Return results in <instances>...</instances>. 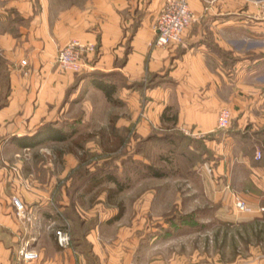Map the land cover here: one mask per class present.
<instances>
[{
  "label": "crops",
  "instance_id": "obj_1",
  "mask_svg": "<svg viewBox=\"0 0 264 264\" xmlns=\"http://www.w3.org/2000/svg\"><path fill=\"white\" fill-rule=\"evenodd\" d=\"M18 1H11L13 9L28 18V5ZM164 2L85 0L52 11L45 0L28 29L0 36V54L8 61L7 92L0 98V264H264L261 242L249 244L245 255L236 250L220 256L218 248L207 253L206 243L191 233L160 242L158 229L144 227L140 216L126 225L122 212L104 210L105 195L97 205L82 207L104 183L78 196L64 171L52 172L45 163L48 142L26 145V137L68 113L62 102L72 78L53 65L57 51L71 40L96 48L81 74L118 72L126 85L116 99L129 108L143 135L169 123L170 113L162 116L168 108L176 114V130L204 138L216 150L230 138L224 137L228 129H217L221 109L230 110V129L236 132L264 123V19L258 7L264 0H190L196 21L183 44L156 48L150 46L153 26ZM148 77L152 85L143 87ZM92 93L107 101L90 83L75 105ZM13 197L24 206L22 218L15 215ZM57 228L68 229L69 248L56 244ZM25 245L37 260L20 261L18 251Z\"/></svg>",
  "mask_w": 264,
  "mask_h": 264
},
{
  "label": "rangeland",
  "instance_id": "obj_2",
  "mask_svg": "<svg viewBox=\"0 0 264 264\" xmlns=\"http://www.w3.org/2000/svg\"><path fill=\"white\" fill-rule=\"evenodd\" d=\"M11 1L20 3L18 0H0V36L16 35L22 29H28L45 2H21L28 5V18H23L13 9ZM47 2L53 11L54 6H81L85 0ZM7 63L0 54V98L7 92ZM53 70L63 77L71 75L62 102L64 107L68 106V113H64V120L45 125L61 128L71 136L64 142L44 145L47 154L43 159L48 168L57 173L63 170V179L69 180L70 184L76 180L79 184V175L102 168L128 184L126 190L109 199L114 195L109 188L114 185L104 183L82 207L97 205V198L105 195L104 210L116 214L122 212V221L126 225L138 222L140 216L144 227L158 229L160 242L191 233L192 237H201V242L206 243L207 253L214 254L218 248L220 256L229 257L237 251L245 255L249 244L264 243V123L247 124L234 136L232 132L236 131L230 129V125L224 133L225 138H230H224L226 141L218 145L217 150L202 138L199 140L203 143L194 142L191 149L185 147L187 141H184L173 154L165 140L173 130L171 123L150 128L143 135L138 131L133 114H129V108H124L116 99L119 89L126 85L118 72H94L103 74L115 84L114 103L105 101L99 93H92L75 105L84 96L86 85L91 83L89 74L63 71L55 64ZM260 132L262 135H255ZM182 152L189 159H183ZM150 166L163 176H150L146 172V167ZM81 189L77 191L78 196L87 188ZM234 196L245 202V212L235 211ZM251 211L259 212L261 216L253 218L249 215Z\"/></svg>",
  "mask_w": 264,
  "mask_h": 264
},
{
  "label": "built area",
  "instance_id": "obj_3",
  "mask_svg": "<svg viewBox=\"0 0 264 264\" xmlns=\"http://www.w3.org/2000/svg\"><path fill=\"white\" fill-rule=\"evenodd\" d=\"M189 2L190 0H165L153 26L154 37L150 44L152 47L167 48L183 44L184 33L196 21V16L191 11ZM258 7L264 19V2H259ZM94 51V44L71 40L57 51L55 64L60 70L80 73L86 69L85 58L94 53ZM21 64L24 65L25 62H21ZM231 120L230 110L221 109L217 118V129H228L231 125ZM257 157H260L259 154ZM11 202L15 209L16 217H24V206L21 201L13 197ZM233 206L237 212H245L247 210L245 202L237 196L233 197ZM54 236L56 244L60 248L66 249L71 246V236L67 228H57L54 231ZM18 257L20 261L28 263L37 260L38 254L25 245L18 251Z\"/></svg>",
  "mask_w": 264,
  "mask_h": 264
},
{
  "label": "trees",
  "instance_id": "obj_4",
  "mask_svg": "<svg viewBox=\"0 0 264 264\" xmlns=\"http://www.w3.org/2000/svg\"><path fill=\"white\" fill-rule=\"evenodd\" d=\"M88 77H90L91 84L104 95V97L106 98L108 102H111V103L115 102L114 94L116 92V86L115 84H113V82H110L109 80H107V78L103 74H100V73H92V74H89ZM150 78L151 77L147 78V82L145 83V85L143 84L144 85L143 87H150L152 85L150 82ZM3 105L4 104H0V107H2ZM169 113L171 117L167 120H169V123L172 124L173 130L172 132L166 135L165 140H167V143L170 145V148H172L173 154L177 152V150L179 151L178 148L180 144L183 145L184 141H187L185 145L187 149H191L194 142L195 143L199 142V144L203 143L199 139L186 136L183 133L176 130L174 128V126L176 125V121H177L176 114H173L172 112H170V108H168L164 111L162 116L165 117ZM245 130L247 131V128ZM232 133H233L232 135L234 136V135H238V133L240 132L237 131V132H232ZM256 134L262 135V132L255 133V135ZM70 136L71 134H67L61 128L55 127L50 124V125L42 126V128H40L36 132V134L30 137H26L25 142H26V145L32 147L35 145H39L40 143L49 142V141L64 142ZM180 155H182L183 159L188 158L187 156L185 157V153L183 152ZM146 172H148L150 176L155 177V178H161L163 176V174H161L158 170H155L153 166L146 167ZM78 180H79V184H76L77 180L75 182L73 181L71 182L70 189L72 193H77V191H79V189L81 188L85 189L88 187L89 188L97 187L98 185H101L103 183H111L114 185V188L110 190V193L116 195L118 193L123 192L128 187V184H123L116 175L111 174L109 170H106L105 168L98 169L96 170V172L91 173V174L85 172V174L79 175ZM70 189H69V193H70Z\"/></svg>",
  "mask_w": 264,
  "mask_h": 264
}]
</instances>
